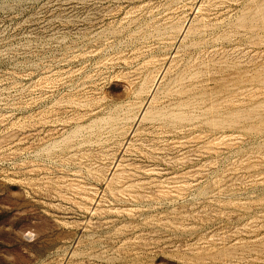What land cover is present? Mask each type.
I'll return each instance as SVG.
<instances>
[{
    "label": "rangeland",
    "instance_id": "rangeland-1",
    "mask_svg": "<svg viewBox=\"0 0 264 264\" xmlns=\"http://www.w3.org/2000/svg\"><path fill=\"white\" fill-rule=\"evenodd\" d=\"M199 1L0 0V264H264V0Z\"/></svg>",
    "mask_w": 264,
    "mask_h": 264
},
{
    "label": "bare ground",
    "instance_id": "bare-ground-1",
    "mask_svg": "<svg viewBox=\"0 0 264 264\" xmlns=\"http://www.w3.org/2000/svg\"><path fill=\"white\" fill-rule=\"evenodd\" d=\"M199 1V0H198ZM200 2V1H199ZM197 4V3H196ZM193 5H195V4H193ZM200 6V5H199ZM190 8H191V6H190ZM199 8V7H198ZM203 9V8H202ZM184 10V9H183ZM191 11V10H190ZM196 12V11H195ZM191 13V12H190ZM193 13V12H192ZM197 15V14H196ZM175 27V26H174ZM188 28V25L186 26H184L183 25V27L181 28V36H183V34L186 32V29ZM163 72V71H162ZM160 78H161V75L157 78V80H155V83H153L152 84V86H153V88H152V90H149L148 91V95H149V100L144 104V106H143V108H142V110H141V112L139 113V115H138V118H137V120H139V119H143V118H146V117H150L149 116V114H148V112H147V106L149 105V103H150V99L152 98V96H153V92H154V90H155V88H156V86H157V84L159 83V80H160ZM151 86V87H152ZM151 87H149L150 89H151ZM135 91V90H134ZM128 93V92H127ZM126 94V93H125ZM147 95V96H148ZM126 96V95H125ZM123 107V106H122ZM141 108V107H140ZM140 108H139V110H140ZM114 109V108H113ZM120 109V108H119ZM124 109V108H123ZM121 110V109H120ZM118 112H119V110H118ZM114 113V112H113ZM112 113V114H113ZM111 114V113H110ZM116 115H118V114H116ZM103 116V115H102ZM112 116V115H111ZM125 116V115H124ZM131 116H134V115H131ZM108 117V116H107ZM112 118H113V116H112ZM102 119V118H101ZM115 119H116V117H115ZM121 119V118H120ZM106 120V119H105ZM100 121V120H99ZM110 121V120H109ZM120 122V121H119ZM101 123V122H100ZM133 124V123H132ZM103 125V124H102ZM112 125H113V123H112ZM118 126V125H117ZM116 127V126H115ZM120 127V126H119ZM118 127V128H119ZM102 128H103V126H102ZM111 128H113V127H111ZM121 128V127H120ZM96 129V128H95ZM104 129V128H103ZM108 130V129H107ZM112 130V129H111ZM116 132V131H115ZM118 132V131H117ZM132 133V132H131ZM112 144V143H111ZM108 180V179H107ZM105 183V182H104ZM28 234V233H27Z\"/></svg>",
    "mask_w": 264,
    "mask_h": 264
}]
</instances>
